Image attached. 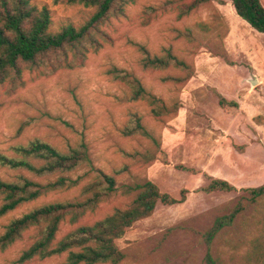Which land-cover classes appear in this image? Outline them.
Returning <instances> with one entry per match:
<instances>
[{
	"label": "rangeland",
	"instance_id": "obj_1",
	"mask_svg": "<svg viewBox=\"0 0 264 264\" xmlns=\"http://www.w3.org/2000/svg\"><path fill=\"white\" fill-rule=\"evenodd\" d=\"M30 1L50 10L54 29L66 23L78 27L94 11L80 3ZM181 1L187 0H135L123 14L110 16L102 24L107 38L99 39L101 46L87 53L81 67L49 74L27 69L22 73L23 84L14 91L0 85V152L12 154L11 146L35 138L61 151L82 140L94 167L111 174L127 165L129 172L117 176L119 182L147 178L177 198L182 189L187 191L181 203L158 202L150 216L134 222L116 240L125 252L120 264H203L207 247L201 233L216 217L229 212L244 194L241 188L264 183V34L241 19L230 0L178 17ZM187 28L192 29L193 38L181 34ZM139 46L152 54L170 47L193 67V75L170 80L167 77L183 72L172 67L143 68ZM111 66L133 73L167 105L178 103L176 112L155 118L146 102L126 100V86L107 73ZM252 77L257 78L256 85L249 83ZM217 93L236 106L221 107ZM132 113L141 116L159 150L140 135L122 134ZM144 149L153 152V160L124 154ZM88 169L84 166L70 176L83 175ZM15 174L0 166L2 178L13 179ZM210 178L227 180L236 190L204 192L201 188ZM88 180L86 176L72 188L22 204L0 218V232L10 219L37 205L78 197ZM128 203V197H110L80 223H91ZM259 218L258 210L249 206L214 238L212 255L222 264H246L249 241L261 233V223H255ZM71 227L63 224L57 237ZM34 234L33 229L25 231L22 239L0 250V264H18L16 258ZM64 261L62 254L24 264Z\"/></svg>",
	"mask_w": 264,
	"mask_h": 264
},
{
	"label": "trees",
	"instance_id": "obj_2",
	"mask_svg": "<svg viewBox=\"0 0 264 264\" xmlns=\"http://www.w3.org/2000/svg\"><path fill=\"white\" fill-rule=\"evenodd\" d=\"M55 2L80 3L94 8L91 16L80 26L66 23L53 28L52 16L46 6H37L30 0H0V85H8L14 91L23 84L24 70H40L44 74L59 69L81 67L87 53L97 50L100 38L106 39L102 24L110 16L123 14L125 6L135 0H54ZM218 0H187L177 4V16L183 17L194 9ZM235 13L252 29L264 34V4L261 0H230ZM193 38L192 29L181 32ZM140 65L143 68L166 69L172 67L183 72L181 76L167 77L170 80H186L193 73V67L178 58L170 47H163L160 53L152 54L144 46H139ZM107 73L112 79L128 89L126 100L144 101L155 118L176 112L178 103L167 105L157 95L147 91L140 79L126 69L111 66ZM165 78V79H167ZM221 107L236 106L217 93ZM124 136L140 135L150 140L159 150L156 138L145 128L141 116L132 113L123 127ZM12 154L0 152V166L15 171L13 179L0 176V218L24 203L38 199L47 193L72 188L84 177L81 193L73 199L52 201L37 205L27 212L10 219L0 232V250H5L24 236V232L35 230L30 244L21 250L16 263L24 264L33 260H43L65 254L64 264H120L125 252L116 240L123 237L134 222L150 216L158 202L165 205L181 203L187 191L180 196L163 192L157 184L147 178L135 177L129 182L117 181V176L128 173L127 165L105 173L93 166L88 146L84 141L61 151L50 143L38 138L25 144L11 146ZM126 156L151 161V150L124 152ZM87 166L83 175L71 177V173ZM204 192H231L236 187L227 180L210 178L201 188ZM244 192L228 213L218 216L201 233L207 249L203 264H222L210 250L218 233L233 225L251 206L257 209L260 218L255 223L262 226L259 235L251 237L246 264H264V183L241 188ZM115 195L128 197L129 203L123 208H115L111 213L91 223H80L87 214H92L100 203ZM63 224L72 227L61 237H57Z\"/></svg>",
	"mask_w": 264,
	"mask_h": 264
},
{
	"label": "water",
	"instance_id": "obj_3",
	"mask_svg": "<svg viewBox=\"0 0 264 264\" xmlns=\"http://www.w3.org/2000/svg\"><path fill=\"white\" fill-rule=\"evenodd\" d=\"M249 83L251 85H256L258 83V80H257L256 77H252V78L249 79Z\"/></svg>",
	"mask_w": 264,
	"mask_h": 264
}]
</instances>
